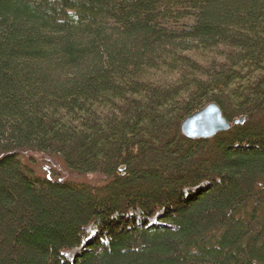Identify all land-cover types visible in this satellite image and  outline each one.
Wrapping results in <instances>:
<instances>
[{"label":"trees","instance_id":"1","mask_svg":"<svg viewBox=\"0 0 264 264\" xmlns=\"http://www.w3.org/2000/svg\"><path fill=\"white\" fill-rule=\"evenodd\" d=\"M0 264H264V0H0Z\"/></svg>","mask_w":264,"mask_h":264},{"label":"water","instance_id":"2","mask_svg":"<svg viewBox=\"0 0 264 264\" xmlns=\"http://www.w3.org/2000/svg\"><path fill=\"white\" fill-rule=\"evenodd\" d=\"M244 118L226 121L219 108L211 103L188 116L181 124V133L187 139H211L218 133L228 131L231 126L243 125Z\"/></svg>","mask_w":264,"mask_h":264},{"label":"rangeland","instance_id":"3","mask_svg":"<svg viewBox=\"0 0 264 264\" xmlns=\"http://www.w3.org/2000/svg\"><path fill=\"white\" fill-rule=\"evenodd\" d=\"M186 23V21H183L179 25ZM152 78H156V74H154ZM19 159L23 164L31 167L33 172L40 177L54 180L89 182L92 184H101L104 181L102 178L99 177L79 176L68 171L65 168L63 162L58 157H50L35 152H24L20 154ZM150 221L152 223H155V219H151ZM89 233L91 235L93 234L92 228H89ZM79 252L80 250L72 251L70 253H67L66 256L72 259Z\"/></svg>","mask_w":264,"mask_h":264}]
</instances>
